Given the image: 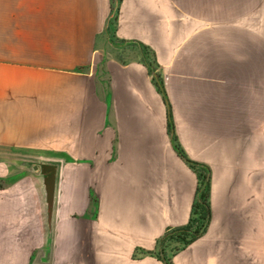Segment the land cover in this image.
Instances as JSON below:
<instances>
[{"label":"crops","instance_id":"0c3cea01","mask_svg":"<svg viewBox=\"0 0 264 264\" xmlns=\"http://www.w3.org/2000/svg\"><path fill=\"white\" fill-rule=\"evenodd\" d=\"M210 2L120 0L116 36L145 46L156 74L152 83L140 63L110 64L104 112L94 79L110 46L109 0H0V180H9L0 186V264H30L51 241L38 234L30 174L6 165L29 162L30 148L94 164L65 168L68 209L84 212L91 187L96 214L57 225L59 263L95 264L105 254L94 251L109 247L107 264H166L157 241L187 224L197 187L175 143L209 169L210 220L165 260L264 264L259 136L241 106L248 59L215 37Z\"/></svg>","mask_w":264,"mask_h":264},{"label":"rangeland","instance_id":"374dc122","mask_svg":"<svg viewBox=\"0 0 264 264\" xmlns=\"http://www.w3.org/2000/svg\"><path fill=\"white\" fill-rule=\"evenodd\" d=\"M110 12L106 25L108 34V42L110 46L106 48L100 56V62L96 67L95 83L99 87L100 106L103 111H106V86L108 83V68L113 62L119 65H127L132 62L140 63L148 71L149 80L153 83V75L156 69V62L151 52L143 45L127 44L116 36L117 30V15L120 6V0H109ZM207 6V4H205ZM210 26L218 34L215 36L218 41L224 43L236 42L242 51L243 58L248 59L246 71L243 72V98L241 106L243 109V122L249 123L247 120L248 113L252 119L253 126H257L259 139V186H260V219H264V0H211L210 4ZM206 13V10H205ZM252 50V51H251ZM252 59V62L250 60ZM106 122V120H104ZM254 130V132L256 131ZM82 158V157H81ZM71 159V158H70ZM8 170L19 171L30 174V207L33 209V203L36 209V224L38 226V234H48L49 240L43 252L34 251L30 257V264H74L72 260L66 259L59 263L58 254L54 251V236L57 234V225L66 221L77 222L83 220H91L95 218L96 201L92 194L91 187L88 188L87 207L86 210L76 211L68 209L69 194L64 192L62 184L64 183L65 168L74 170L76 166H85L89 172L94 166L92 162L73 160L65 161L60 157L58 152L42 151L30 148V161L22 163L6 164ZM143 165H141L142 167ZM120 171L125 176V170L119 167ZM45 173L53 175V192L52 201L49 205L47 202V193L44 180ZM197 176V175H196ZM120 177V181L124 178ZM155 177L149 175L148 186L153 188ZM4 181L0 180V186ZM198 184V178H197ZM197 188V187H196ZM196 196V194H195ZM33 198V199H32ZM195 200V199H194ZM210 205V203H209ZM191 215V214H190ZM195 229L201 223L200 212L194 216ZM209 223V222H208ZM208 225V224H207ZM185 226V225H184ZM207 227V226H206ZM49 232H47V229ZM59 229V225H58ZM206 230V229H205ZM73 233L70 227L67 228L68 235ZM205 232V231H204ZM203 232V233H204ZM189 245V244H188ZM187 246V245H186ZM183 246V241L179 238H166L162 243L156 244V249L161 252L163 259L167 258L173 252L178 251ZM72 248V249H71ZM70 252L74 253V247L71 245ZM79 249V248H78ZM88 253V249L81 248L80 252ZM158 251H155L156 255ZM95 255L101 252L104 257L95 261V264H103L102 261H107V256L112 255L111 249L106 247V250L97 248ZM92 253V249H91ZM99 253V254H101ZM111 260V258H110ZM107 264V262H106Z\"/></svg>","mask_w":264,"mask_h":264},{"label":"trees","instance_id":"16d2710c","mask_svg":"<svg viewBox=\"0 0 264 264\" xmlns=\"http://www.w3.org/2000/svg\"><path fill=\"white\" fill-rule=\"evenodd\" d=\"M159 90L163 93V89L160 83L156 82ZM169 117V114H168ZM168 125L170 130L172 129V123L170 119L168 120ZM175 143V140H174ZM174 148L178 155L184 159L187 164L196 172L198 178V184L196 188V196L195 200L192 204L191 215L185 226L169 229L164 235L157 241L158 244L162 243L166 238H179L183 241V246L190 244L196 238H198L206 229V226L210 220V205H209V183H210V175L209 169L205 166H200L199 164L188 161L181 149L175 143ZM200 212L201 223L195 229H193L194 225V216ZM166 264H171L169 260H165L162 258Z\"/></svg>","mask_w":264,"mask_h":264},{"label":"water","instance_id":"95a60500","mask_svg":"<svg viewBox=\"0 0 264 264\" xmlns=\"http://www.w3.org/2000/svg\"><path fill=\"white\" fill-rule=\"evenodd\" d=\"M46 178L44 180L45 187H46V193H47V202L50 205L52 201V192H53V175L51 173H45Z\"/></svg>","mask_w":264,"mask_h":264}]
</instances>
